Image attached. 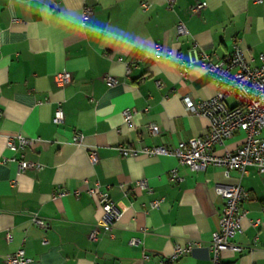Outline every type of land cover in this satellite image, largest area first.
Wrapping results in <instances>:
<instances>
[{"label": "crops", "instance_id": "obj_1", "mask_svg": "<svg viewBox=\"0 0 264 264\" xmlns=\"http://www.w3.org/2000/svg\"><path fill=\"white\" fill-rule=\"evenodd\" d=\"M196 2L205 5L194 14L189 7ZM84 6L93 9L85 22L62 15L82 16ZM179 22L186 32L178 35ZM95 24L105 29L97 38L89 34ZM235 39L251 66L264 65V0H174L171 8L165 0H0V264L18 249L27 258L21 264H213L209 245L221 207L216 184H240L246 192L232 239L242 250H223L217 264H264V173L254 166L227 176L217 165L192 171L173 155L122 156L117 149L204 134L208 119L187 112L182 98L216 94L200 59L228 55ZM156 46L181 52L184 65L175 56H156ZM64 70L72 78L59 84L55 76ZM107 75L114 78L110 86ZM226 102L235 103L231 96ZM57 108L64 113L59 124L52 121ZM126 108L133 110L130 124ZM149 124L160 132L149 134ZM76 131L83 133L81 144L73 140ZM18 133L34 140L10 150L6 140ZM242 140L235 131L214 152L235 150ZM20 159L40 167L19 171ZM172 168L177 182L169 178ZM143 179L150 191L135 186ZM95 184L120 216L110 231L100 227L90 239L101 216L86 191ZM153 200L161 202L152 207ZM192 240L200 245L164 262L175 245Z\"/></svg>", "mask_w": 264, "mask_h": 264}, {"label": "built area", "instance_id": "obj_2", "mask_svg": "<svg viewBox=\"0 0 264 264\" xmlns=\"http://www.w3.org/2000/svg\"><path fill=\"white\" fill-rule=\"evenodd\" d=\"M254 1L261 2V0ZM165 2L171 8L174 0H165ZM204 5L205 2H196L189 7V10L191 13L197 14ZM144 6L150 8L148 4H144ZM92 11V7L84 6L81 21L85 22ZM176 32L178 35L186 32L182 22L177 24ZM245 49L242 40L235 39L232 50L228 55L217 58L213 62H210L206 55H203L200 59L201 66L207 70L214 82L216 94L205 100H193L189 96H184L182 100L187 112L205 116L208 119V128L204 134L186 141H179L174 145L144 146L140 148L119 145L117 149L120 155L168 154L175 156L180 163L187 165L192 171L203 170L208 165L221 166L224 168L226 176L232 169L245 174L248 166H254L259 172L264 173V138L260 137L262 130H264V65L251 66ZM154 54L156 56H175L180 65H184L181 52L173 55L171 50L164 51L160 46H156ZM260 59L264 61V55H260ZM186 73L187 68L184 67L183 75ZM55 77L59 84H65L71 80L72 75L69 71L64 70L58 72ZM105 82L110 86L114 83V78L107 75L105 76ZM230 96L234 98L235 103L233 105L226 102V98ZM132 114L133 110L126 108L123 111V119L126 124H130ZM63 119V110L57 108L52 121L59 124ZM238 130L243 133V140L239 147L232 151H225L222 154L214 152L215 145H222L226 139ZM147 131L151 135L160 132L156 124H149ZM83 137L82 132L76 131L73 140L81 144ZM33 140V138L18 133L8 136L6 145L10 150H15L17 147L30 146ZM89 156L92 162L97 161L94 149H90ZM18 167L19 171H24L25 169H38L40 165L20 159ZM169 178L175 182L181 179L176 168L169 171ZM135 186L150 191V187L144 179L136 181ZM86 189L98 201L101 208L99 223L93 227L89 235L90 239H95L100 227L105 231H110L113 228L120 213L107 191L101 190L98 184ZM214 191L220 199L221 207L218 214V228L211 233L209 249L212 253L211 260L213 264H217L223 250L230 249L234 252L242 250V247L234 243L232 239L240 231V218L243 214L239 210V205L246 197V192L240 184H216ZM78 192L79 190L75 191V193ZM160 202L161 200H153L150 204L152 207H157ZM33 221L40 226L46 225L44 219L36 215L33 216ZM11 239L12 234L9 231L7 240L10 241ZM199 245V240H192L183 245L177 244L172 252L164 258V262H176L183 254L190 252L193 247ZM148 257L149 255H144V258ZM25 261H27V258L23 249H18L6 258L7 264H21Z\"/></svg>", "mask_w": 264, "mask_h": 264}, {"label": "clouds", "instance_id": "obj_3", "mask_svg": "<svg viewBox=\"0 0 264 264\" xmlns=\"http://www.w3.org/2000/svg\"><path fill=\"white\" fill-rule=\"evenodd\" d=\"M62 15H66L67 21L75 22L77 24L82 19L81 14H79L77 12H66ZM90 28H91V31L89 34L93 37H96V38H97L98 34L103 33L105 30L104 26L101 24L90 25Z\"/></svg>", "mask_w": 264, "mask_h": 264}]
</instances>
